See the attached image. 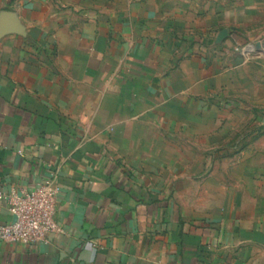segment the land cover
Wrapping results in <instances>:
<instances>
[{
  "label": "crops",
  "instance_id": "obj_1",
  "mask_svg": "<svg viewBox=\"0 0 264 264\" xmlns=\"http://www.w3.org/2000/svg\"><path fill=\"white\" fill-rule=\"evenodd\" d=\"M190 3L0 0V17L13 12L0 32V191L55 172L62 228L0 240V264H264V173L246 152L220 178L206 155L222 135L213 96L240 84L239 60L191 42L190 15L205 30L211 11ZM11 220L0 199V224Z\"/></svg>",
  "mask_w": 264,
  "mask_h": 264
},
{
  "label": "rangeland",
  "instance_id": "obj_2",
  "mask_svg": "<svg viewBox=\"0 0 264 264\" xmlns=\"http://www.w3.org/2000/svg\"><path fill=\"white\" fill-rule=\"evenodd\" d=\"M190 1L191 12L196 15L205 14L207 9L211 11L210 14H205L209 16V24L205 30L195 25V19L198 17L190 15L188 33L190 39L193 37L191 42L194 40V43L198 42L200 45L209 44L208 52L215 57L216 55L219 57L218 54H220V56L224 55L223 58L226 60L236 58L239 60L237 66L230 62L228 67L240 72L234 73L241 81L240 84L237 88L232 86L213 96L220 104L229 101L231 107L220 106V104L215 106L214 110L218 108V112H222L220 118L223 121L222 135H215L212 138L213 147L207 150L206 155L211 159L222 160L218 177L230 178L229 175L233 169L229 160L235 159L236 156L241 159L247 152V158L254 161L256 166L255 173L261 176L264 173V0H254V3L252 0L254 4L252 13H245L244 6L240 8L243 11L238 16L235 14L239 9L237 5L246 0ZM215 2L223 6L220 8L221 18L226 21L223 24L216 23L217 19L214 20L213 3ZM194 36L197 38L195 39ZM214 37H218L220 43L214 44ZM217 46H221L222 50ZM225 49L228 53L223 52ZM248 145L249 149H245ZM204 169L208 175L213 170V166L208 165Z\"/></svg>",
  "mask_w": 264,
  "mask_h": 264
},
{
  "label": "built area",
  "instance_id": "obj_3",
  "mask_svg": "<svg viewBox=\"0 0 264 264\" xmlns=\"http://www.w3.org/2000/svg\"><path fill=\"white\" fill-rule=\"evenodd\" d=\"M59 193L55 172L32 189L0 191L12 215L10 222L0 224V240L31 245L45 241L48 232H62L55 219Z\"/></svg>",
  "mask_w": 264,
  "mask_h": 264
},
{
  "label": "water",
  "instance_id": "obj_4",
  "mask_svg": "<svg viewBox=\"0 0 264 264\" xmlns=\"http://www.w3.org/2000/svg\"><path fill=\"white\" fill-rule=\"evenodd\" d=\"M13 18V12L11 11H2L0 17V32L6 29L10 19ZM259 46V44H257Z\"/></svg>",
  "mask_w": 264,
  "mask_h": 264
}]
</instances>
